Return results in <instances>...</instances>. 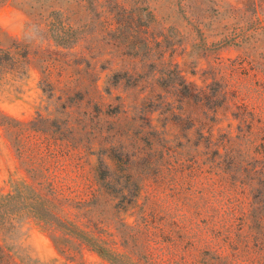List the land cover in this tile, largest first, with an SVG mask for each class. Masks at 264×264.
<instances>
[{
  "label": "rangeland",
  "instance_id": "1",
  "mask_svg": "<svg viewBox=\"0 0 264 264\" xmlns=\"http://www.w3.org/2000/svg\"><path fill=\"white\" fill-rule=\"evenodd\" d=\"M2 51L0 194L119 264H264V0H0ZM65 228L0 264H112Z\"/></svg>",
  "mask_w": 264,
  "mask_h": 264
},
{
  "label": "trees",
  "instance_id": "2",
  "mask_svg": "<svg viewBox=\"0 0 264 264\" xmlns=\"http://www.w3.org/2000/svg\"><path fill=\"white\" fill-rule=\"evenodd\" d=\"M0 53H3L5 56L8 55L5 51ZM20 214H28L54 223L55 225L66 227L65 230L68 231V233L73 234L76 238L86 243L107 261L112 264H119V255L117 253L103 250L101 246L96 244L93 238L87 236L73 223L60 218L53 210L52 202L48 198L35 193L24 194L19 191L0 194V225L5 223L8 219Z\"/></svg>",
  "mask_w": 264,
  "mask_h": 264
}]
</instances>
